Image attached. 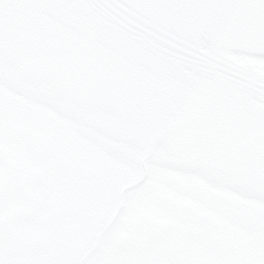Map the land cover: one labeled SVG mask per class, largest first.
Listing matches in <instances>:
<instances>
[{
    "label": "flooded vegetation",
    "instance_id": "flooded-vegetation-1",
    "mask_svg": "<svg viewBox=\"0 0 264 264\" xmlns=\"http://www.w3.org/2000/svg\"><path fill=\"white\" fill-rule=\"evenodd\" d=\"M5 187L47 201L52 256L87 264H249L264 256V126L189 103L126 109L70 67L141 71L82 36L6 41ZM39 198V199H38Z\"/></svg>",
    "mask_w": 264,
    "mask_h": 264
},
{
    "label": "water",
    "instance_id": "water-1",
    "mask_svg": "<svg viewBox=\"0 0 264 264\" xmlns=\"http://www.w3.org/2000/svg\"><path fill=\"white\" fill-rule=\"evenodd\" d=\"M23 23L84 36L149 75L69 68L68 80L97 86L109 103L131 110L189 103L203 116L264 126V0H48Z\"/></svg>",
    "mask_w": 264,
    "mask_h": 264
},
{
    "label": "snow or ice",
    "instance_id": "snow-or-ice-1",
    "mask_svg": "<svg viewBox=\"0 0 264 264\" xmlns=\"http://www.w3.org/2000/svg\"><path fill=\"white\" fill-rule=\"evenodd\" d=\"M46 2L48 0H0V264H82L78 260L52 256L44 246L47 237L41 221L47 212V201L41 199L34 206H29L23 195V184L16 185L15 196L5 187L3 86L6 41L14 31H23V21L30 9ZM95 2L127 5L131 0ZM131 27L129 25L125 29L130 36L134 34ZM255 264H264V256Z\"/></svg>",
    "mask_w": 264,
    "mask_h": 264
}]
</instances>
